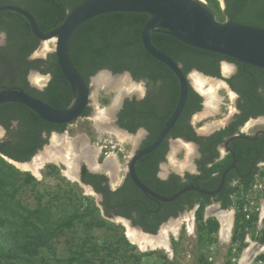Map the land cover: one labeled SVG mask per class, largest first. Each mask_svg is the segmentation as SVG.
<instances>
[{
  "label": "trees",
  "instance_id": "1",
  "mask_svg": "<svg viewBox=\"0 0 264 264\" xmlns=\"http://www.w3.org/2000/svg\"><path fill=\"white\" fill-rule=\"evenodd\" d=\"M84 1L86 0H0V6L14 5L25 9L34 17L39 29L47 33L60 25L67 14ZM194 1L202 4L219 22L231 21L264 28V0H223V9L217 0ZM148 18L147 14L140 13H110L95 17L76 30L68 45L69 58L87 84L91 77L102 70H108L112 74L128 72L135 82L145 83L148 97L142 102L125 100L118 116V125L129 133H135L140 127L148 128L149 141L143 144L142 149L151 144L162 129L174 110L179 93V85L173 73L147 54L142 46L141 32ZM0 33L5 34L7 45L4 52L6 56H11L9 64L16 74L9 84L19 87L26 94L55 109L66 108L71 101V92L61 75L54 54L49 53L46 61L28 60L40 42L31 34L27 22L15 13L3 12L0 14ZM150 40L156 49L181 65L184 75L196 70L206 76L219 78V65L224 61L238 66L237 77L241 85H252L255 81L257 88L264 87V70L250 66L242 68L241 64L227 57L186 46L169 37L163 29L151 34ZM31 70H36L42 75L50 74L52 81L42 91L30 87L27 75ZM234 89L239 93V87ZM240 95L245 99L248 96ZM104 102L106 103V100ZM201 108V98L188 90L184 109L168 135L198 142L200 139L194 136L188 120ZM253 110L254 108L250 107L248 111H244L235 124L219 136L216 135L215 139L221 141V135L235 133L238 125L248 117L257 115ZM0 111V123L10 136L8 141L0 143V153L17 162H28L46 144V139H40L41 132L49 134L52 131H65V126L56 127L45 123L35 113L20 105H2ZM86 114L87 111L84 112V115ZM12 121L17 122V127L10 130ZM212 148L214 149V146ZM167 151L165 138L154 152L141 158L135 167L142 183L156 194L165 197L190 186L195 178L186 174L183 179L172 174L158 187H151L148 180L157 174L158 165L165 161ZM46 168L50 169L51 173L55 170L52 165H47ZM223 168L222 165L205 168L201 176H209L211 185L214 182L216 184L219 175L212 177V174H220ZM82 181L92 185L96 193L103 195V215L90 200L83 205V199L71 188L54 194L45 193L30 173L19 171L0 157V264H96L94 259L98 260L99 264H105L106 256L123 258L126 255L125 252L119 253L118 244L104 256L101 253L105 248L96 244L89 245V239L64 256L58 254L56 245L66 232L78 228L88 231L108 230L111 227L108 218L113 215L130 217L132 211L137 213L133 224L140 225L146 233L155 235L159 226L166 222L169 216L175 218L178 213L190 210L198 202L200 207L195 213L197 247L201 250L217 241V220H204L203 217L204 209L209 204L207 196L187 192L176 201L161 204L166 210L170 208L165 216L153 215L144 219L146 207L143 206L153 210L158 203L142 194L129 180L117 191L110 192L106 186L101 185L105 181L103 177L90 175L83 167ZM248 186L249 183L246 182L244 192L248 190ZM208 188L201 184V189ZM240 192L239 188L231 187L224 193L225 200L216 199L220 201L223 210L235 207L231 243H237L238 253L247 246L245 236L248 230L251 229L254 233L257 231V215L252 214L250 219L246 220L242 213L244 201ZM23 196L33 198L35 203L31 206ZM261 234L260 238L254 239L259 244H264V230ZM120 239L127 249H135L124 237ZM228 254L231 255L230 249ZM256 262L264 264V253L256 258ZM197 264L213 263L202 251L198 255ZM226 264H231L230 260Z\"/></svg>",
  "mask_w": 264,
  "mask_h": 264
},
{
  "label": "water",
  "instance_id": "2",
  "mask_svg": "<svg viewBox=\"0 0 264 264\" xmlns=\"http://www.w3.org/2000/svg\"><path fill=\"white\" fill-rule=\"evenodd\" d=\"M3 12L15 13L27 22L31 34L40 42V46L35 55L41 56L40 54L43 53L42 56H45L46 53L54 54L61 75L70 88L71 101L66 108L55 109L43 101L26 94L21 89H3L0 90V106L5 104L23 106L35 113L40 120L51 125H68L76 122L82 117V114L88 106L90 98L89 85L81 77L69 58L68 45L76 30L89 20L104 14H147L149 18L141 32L142 46L147 54L167 67L173 73L179 85V93L173 112L165 121L154 141L145 148L133 152L132 156L129 158L127 174L133 185L142 194L152 198L157 203H171L187 192H196L208 197H212L220 192L225 183L226 175L235 167V161H233L232 164L221 173L219 185L215 190L206 191L198 186L191 185L184 187L168 197L160 196L149 189L142 183L136 174V163L141 158L154 152L163 142L179 119L188 96L189 77L183 74L180 64L174 62L168 55L152 45L150 35L156 33L159 29H163L169 37L186 46L227 57L234 62L241 64L242 67L250 66L264 70V28L237 24L231 21L219 22L202 6V4L194 0H86L71 10L60 25L47 33H44L39 29L34 17L23 8L14 5L0 6V14ZM49 41L54 42L53 51L46 49L45 43ZM222 67L229 68L231 65L223 62ZM100 76H108L113 79H123L130 82L132 89L122 90V95H125L126 92L134 91L136 88L140 90H144L145 88L144 82H135L128 72L112 74L108 70H102L93 76L91 79L92 86L94 81ZM190 77L200 93L203 95L205 94L204 97L207 98V101H205L207 106L204 107L199 114H196L193 117V124L206 117H210L217 112L218 96L216 90L220 87L226 91L231 102L230 113L234 111L232 104L233 94L219 81L200 74L195 70L191 72ZM29 78L34 82H41L42 80L41 75L37 72H32ZM95 111H97L96 107ZM230 113L226 118L202 127L199 129V132L203 131L204 128L208 126L213 127V129L219 127L220 124L227 121V118L231 115ZM90 118L97 119L99 122L101 121L100 114L99 118L97 116H92ZM115 130L117 132H123L124 135L129 134L119 128H115ZM57 136L58 135L56 134H52L51 143ZM239 138L242 139L245 137L233 136L227 141L226 148L229 149V142ZM178 142H173L169 146L166 162L160 166V175H167L168 173L174 172L182 175V171H186L183 170L186 166L175 167L171 161V148ZM187 145L189 146L190 152L187 156L186 165L189 167L187 170L191 171L193 170L191 160L194 148L189 144ZM49 146L50 145L44 147L28 162H17L1 153L0 157L16 168L30 173L37 181H39L40 171L46 159ZM83 161L88 164L90 170L106 172L110 175H114V165L110 158H106L101 167H95L87 160L81 159L76 166L77 181V171ZM83 187L95 196L101 215H103V211L99 206L100 200L98 196L89 188L85 186ZM193 213L194 211L185 212L177 218L168 220L165 224L159 227L155 235L144 233L138 228H130L128 222L118 218L110 219L109 221L121 226L128 242L136 245L141 253L146 254L155 249H162L170 259L171 249L167 239V232L169 231L173 237L177 239L180 222L185 220L187 233L190 234L194 224ZM210 216H215L216 219H219V244L222 247H226L229 242L231 226L234 220V209L220 211L218 206L212 205L206 209L204 215L205 218ZM262 252H264V246L260 247L257 245L256 241H254L243 251L237 264H250L252 260Z\"/></svg>",
  "mask_w": 264,
  "mask_h": 264
},
{
  "label": "flooded vegetation",
  "instance_id": "3",
  "mask_svg": "<svg viewBox=\"0 0 264 264\" xmlns=\"http://www.w3.org/2000/svg\"><path fill=\"white\" fill-rule=\"evenodd\" d=\"M6 45H7V42H6L5 34L0 33V90H3V89H19V87H16L12 84H9V81L11 80V78H13L16 74H15V71L11 68V66L9 64L11 56L10 55L6 56V53L4 52V48L6 47ZM39 46H40V44H39ZM39 46H38V48H39ZM38 48L28 57V60L32 61V60H38L39 59V60L46 61L49 53H46L45 56H42L44 53L40 54L41 56L35 55ZM223 62H221L219 65L220 77L219 78L210 77V78L219 81L223 86H225L233 94L232 104H233V110L234 111L232 113H230L231 115L229 118H227V121H225V123H223V124H220L219 127L213 129V127L208 126V127L204 128L203 131L199 132V130H197L196 127L193 125V121H194L193 117L196 114H199L203 110V108L207 106V104L205 102V101H207L206 100L207 98L204 97L205 94L203 95L202 93H200L198 88L193 84L191 77H190V74L193 70H191L189 73H187L186 75L189 77V79H188V84H189L188 90H190L193 94H195L196 96L201 98V106H202L201 110L199 112L192 114L188 120V124L190 125L194 136L200 140L198 142H195V141L186 140L183 137L173 138V137L168 135V136H166V141H167V145H168V150H169V146L171 145V143L178 142V141H182L183 143H187V144L193 146L194 151H193L192 160H191V165H192L193 170H191V171L187 170L189 167L185 163L184 166H186V167L183 170H186V171H182L183 172L182 175H179L178 173H175V172L174 173H168L167 175H160V166L166 162V157H167V154H166L165 161L159 163V165H158L157 174L153 178H150L148 180V182L151 185V187L155 188V187H158L159 184H162V182L167 181L168 178L172 174H176L183 179H184L185 175L188 174V175L195 177L194 179H192L191 185L198 186L199 188H201V184H203V185L209 187L206 191L215 190L219 185L221 173L228 166H230L233 161H235V167L232 170H230L228 172V174L226 175L225 183H224L222 189L220 190V192L217 193L216 195L212 196V197L207 196L209 199V204L207 206H209L210 204L216 205V206H218V209L220 211H228L231 209H235V207H232L231 209H226V210L221 209L220 201H217L216 199L219 198L220 200H225V194L224 193H226L231 187L232 188H234V187L239 188L241 190V192H240L241 193V199L244 201L243 206H242V213H244L246 220H249L250 216L252 214L257 215V221H256L257 231L255 232L256 236H254V238L255 237L260 238L262 235L261 232L264 230V226H259V225L263 224L262 220H259V219H261V218H259V216H260V212L262 209L261 203H262V201H264L263 200L264 199V114L261 113V112H264V87L257 88V84L255 81H253L252 85H249V84L244 85V86L241 85V82L239 81L240 79L237 77L238 70H239L238 66L234 63L226 62L229 65H231V67H229V68L224 67L223 68L222 67ZM242 68H244V67H242ZM32 72L39 73L36 70H31L27 75V82H28L30 87H32L38 91H42L52 81V76L50 74L42 75L40 73L39 74L41 75V78H42L41 82L31 81L29 76ZM198 73H200V72H198ZM200 74H202V73H200ZM207 77H209V76H207ZM91 79H92V77L88 81L89 90H90V98L88 101V106L84 111V112L87 111V114L84 115V113H83L80 120L84 119V118L87 119V118H90L92 116L93 117L97 116L99 118V114H100L101 121H100L99 125L102 126L103 128H105L106 130L111 131L112 134L115 135V133L113 132V130H115V128H119L120 130L127 132L126 130L122 129L118 125L119 113L124 107L125 100H128V101L135 100L136 102H142L143 100H145L148 97V89H147L145 83H144V86H145L144 90H140V89L136 88L134 91L126 92L125 95H122V91H121L119 94L120 96L118 97V102H117V104L115 103V106H111V108L108 107V109H106L105 111L98 113L97 111H95L96 106H95L93 98L91 96V90L93 87L92 83H91ZM234 86H237V87H234ZM238 87L240 88L239 93L237 91H235V89H234V88H238ZM240 94H245V95L248 94V96H246L247 98L245 99V97H241ZM105 100H106V98L104 96H102L101 98L98 99V101L100 103H103V104H106L104 102ZM106 102H107V100H106ZM246 102H248V103H246ZM5 105H9V104H5ZM11 105H13V104H11ZM222 106H224V103L222 104ZM250 107L254 108L253 111L257 113L256 116L248 117V119L246 121H244L241 125L237 126L235 133H233L232 135H224V134L221 135V141H219L218 139H215L216 135L219 136L220 133L225 132L230 126L235 124L240 119V117L243 115L244 111H248V108H250ZM223 109H224V111H227V109H225V108H223ZM160 112H161V109H160ZM0 113H2V111H0ZM152 114L155 115L154 113H152ZM0 118H2V116ZM198 118H201V117H198ZM73 123H71V124H73ZM71 124H68V125H52V126H56V127L65 126V131H66L67 127ZM16 127H17V122L12 121L10 124V127H9L10 130L15 129ZM120 133L123 134V132H120ZM127 133H129V132H127ZM52 134L59 135L62 133H59L57 131H52L49 134H46L45 132H41L40 139H46V144H44L39 151H41L44 147L50 145ZM129 134L128 135L126 134V135L131 137L132 140H135L138 143L135 151L142 149L141 147L143 146V144H145L149 141L150 132L146 126L140 127L136 130L135 133H129ZM233 136H239V137H245V138H242V139L239 138L236 140H232L228 144L229 149H227L226 143ZM9 139H10V136H9L8 131L0 123V143H4V142L8 141ZM181 145H183V146H180V148L187 146V145H184L182 143H181ZM212 146H214V149L212 148ZM188 148L189 147L187 146V148H186L187 152H189ZM58 154L63 155L62 152L58 153ZM233 156H234V158H233ZM98 158H99V156H98ZM128 161L129 160H127V167H128ZM117 164H118V159H117ZM97 165L101 166L102 164H99L97 162ZM215 165H222L224 168L220 174H218V172H215L212 174V177L213 176L217 177L219 175V178H218V181L216 182V184H214L215 183L214 182V183H212L213 185H211L210 177L207 175L201 176V174L203 173V170L205 168L211 169ZM83 167L86 169L88 174L103 177L105 179V181H103L101 183V185L106 186L110 192L117 191L122 186H124L126 184V181H128V180L131 182V180L127 174V167H126L125 173L122 174L121 176L118 175L119 171H117V170H114V175H110L109 173H106V172H97V171L90 170L88 164L85 161H83V163H81V165L77 171L78 182L82 186L89 188L92 192H94L98 196V198L100 200L99 206L101 207L102 211H103V208L101 206V203L104 200L103 195L101 193H96V191H94V188L92 187V185L84 183L82 181V168ZM115 168H117V166H115ZM246 182L249 183V186H248V190L246 192H244ZM131 184L133 185L132 182H131ZM202 196H204V195H202ZM150 199H152V198H150ZM161 204H166V203H158L156 205L155 209H153V210L147 209V206L144 205L143 208L146 207V211H144V213H143V218L144 219L148 218V216L152 217L153 215H157L158 217H163L166 214H168L170 211V208H168L166 210L164 207H162ZM199 207H200V202L196 203L190 210H184L181 213H178L177 217H179L181 214H183L185 212L194 211L193 214H194V220H195L196 219L195 213L199 209ZM206 207H205V209H206ZM136 217H137V213L135 211H132L130 214V217H126L124 215H113L111 218H108V219L110 220V219L118 218L120 220H124L125 222L129 223L130 228H136V229L138 228L142 232L146 233L140 225H134L133 224V220L136 219ZM177 217H175V218H177ZM170 219H174V218L172 216H169L167 221ZM216 220H217V222L219 221L218 218ZM234 220H235V213H234ZM259 221L261 224H258ZM166 222L162 223L160 226H162ZM218 224H219V222H218ZM233 227H234V223L232 226V232H233ZM246 236H248V234H246ZM231 237H232V234H231ZM230 242H231V240H230ZM256 243L260 247L264 246V244H259L258 241H256ZM262 253H264V252H262ZM261 254H259V255H261ZM256 258H255V260H256ZM259 263L261 264V262H258L257 264H259Z\"/></svg>",
  "mask_w": 264,
  "mask_h": 264
},
{
  "label": "rangeland",
  "instance_id": "4",
  "mask_svg": "<svg viewBox=\"0 0 264 264\" xmlns=\"http://www.w3.org/2000/svg\"><path fill=\"white\" fill-rule=\"evenodd\" d=\"M217 1L219 3L220 8L223 9V0ZM45 46L46 49L49 51L54 50V42L52 41L45 43ZM119 80L121 79L111 78L110 81L107 82L104 86H100L99 84L95 85L94 82L91 90V96L93 98L98 113L105 111L106 109H108V107L111 108V106H115V103H117L118 100V96L122 90H130L129 88L132 86L130 82H128V85H122ZM216 94L218 96L217 112L210 117H206L194 123L193 125L196 127L197 130L210 123L226 118L229 115L231 109V102L226 91L220 87L216 90ZM102 96L106 98V104L100 103L98 101V99ZM223 103L224 106H222ZM223 108L227 109V111H224ZM99 123L100 122L94 118H84L81 120H77L73 124L69 125L64 133L59 134L53 140V142L47 149L46 156L48 154H54L56 149H58V151H56L57 154L55 156L58 155L59 157L60 154L58 153L61 152L65 155V147H68V149L71 148V150L73 149V152L71 151V156H74V153H76L77 150L79 148L81 149L84 145L87 146L92 152L99 147L101 148V154L99 155V158H96V161L99 164H103L104 160L108 158L110 154H115L118 159L117 169L115 170L119 171L118 175L121 176L126 171L127 160H129V158L132 156L133 152H135L137 148V142L135 140H132L131 138L119 140L117 136L112 134L111 131L106 130L105 128L100 126ZM56 140H58L60 144L62 143V145H58V148L55 149L53 146L56 147ZM180 146L183 145H181L180 143L176 144V146H173L171 148V161L175 167L184 166L185 163H187V156L190 152L189 148V152H187L185 147L180 148ZM47 165L54 166L55 170L51 173V170L46 168ZM18 170L24 172L20 169ZM65 170L66 166L64 164L62 165L57 163V165H55L53 163H47L44 168L40 171V180H35L39 182V187L43 188L45 190V193L54 194L58 191L61 192L71 188L77 193L78 197L83 199V205L86 204L87 200H90L92 203L95 204L96 207H98L95 196L78 183L76 179V166L75 171L71 174V178L64 173ZM23 199L26 200L31 206L35 203L33 198L23 196ZM212 205L213 204H210L206 207V209ZM261 205L262 207L264 206V201H262ZM206 209L204 210L203 217L205 215ZM261 215L262 209L259 218H261ZM209 218L216 219L215 216H210L208 218L204 217V220H207ZM259 220H262L263 222V224H261L259 221L258 224H261L259 226H264V218H261ZM109 223L111 227L108 230L92 229L88 231L86 229L78 228L74 229L73 231L66 232L60 238L59 243L56 245L58 249V254L61 256L67 255L70 250H75L76 247L80 245L84 240L89 239V245L96 244V246L100 248H105L104 250H102V256H104L110 249L115 247L117 244L119 247V253L125 252L126 255L123 258H120L118 256L114 258L112 256H106L105 264H197L198 255L202 251L205 252L206 256L209 258V261H212L213 264H226L228 260H230L231 264H237L243 251L252 242L255 241L254 236H256L255 233L252 232L251 229H249L248 236H245V242L247 243V246L240 253H238L237 243L232 244L230 242L232 226L234 223L233 220L229 242L226 247H222L219 244L218 229L217 233L215 234L217 237V241L199 250L197 247L196 240V220H194L193 229L190 234L187 233L185 220H182L180 222L177 239H175L171 233L168 236V243L171 249V258L169 259L162 249H155L146 254H143L137 248L136 245L131 243L129 244L135 246V249H127L123 245L122 240L120 239L121 237H124L126 239L123 228L115 224L114 222L109 221ZM229 249L231 250V255L228 254ZM149 253L150 255H147ZM94 262L96 264H99V261L96 259H94ZM250 264H257L255 258Z\"/></svg>",
  "mask_w": 264,
  "mask_h": 264
},
{
  "label": "bare ground",
  "instance_id": "5",
  "mask_svg": "<svg viewBox=\"0 0 264 264\" xmlns=\"http://www.w3.org/2000/svg\"><path fill=\"white\" fill-rule=\"evenodd\" d=\"M53 42V41H52ZM110 77H108V76H100V77H98L96 80H95V84H99V85H101V86H104L107 82H109L110 81ZM120 81V83L122 84V85H128V82L127 81H125V80H123V79H121V80H119ZM124 88V87H123ZM132 88V86L129 88V89H131ZM114 133H115V136H117L118 138H119V140H122V139H127L126 138V136L125 135H123V134H121L120 132H116V131H113ZM129 137V136H128ZM129 138H131V137H129ZM54 144V143H53ZM55 144H56V147L55 146H53L55 149L56 148H58L57 146L58 145H62V143L60 144L59 142H58V140H56L55 141ZM69 145V144H68ZM66 148V152H65V155H64V153H63V155H60L59 157H58V155L57 156H55L57 153H56V151H58V149H54L55 150V153L54 154H48L47 156H46V159H45V161H44V164H43V166H42V168H41V170L44 168V166L47 164V163H53V164H55V165H57V163L58 164H64L65 166H66V170L64 171V173L68 176V177H70L71 178V174H72V172H74L75 171V166H77V163L79 162V160H81V159H83V160H87L89 163H91L93 166H95V167H101L100 165H97V161H96V158H98V156L101 154V148H96L93 152L87 147V146H83L81 149L79 148L78 150H77V152L76 153H74V156H71V151L73 152V149L71 150V148L70 149H68V147H65ZM185 148H187V146H185ZM60 151V150H59ZM90 152H92V153H90ZM108 158H110L111 160H112V162H113V165H114V170L115 169H117V168H115V166H117L116 164H117V157H116V155L115 154H110L109 155V157ZM264 217V206L262 207V215H261V218H263ZM169 234H170V232L168 231L167 232V239H168V236H169Z\"/></svg>",
  "mask_w": 264,
  "mask_h": 264
},
{
  "label": "crops",
  "instance_id": "6",
  "mask_svg": "<svg viewBox=\"0 0 264 264\" xmlns=\"http://www.w3.org/2000/svg\"><path fill=\"white\" fill-rule=\"evenodd\" d=\"M127 139H130L128 136L126 137ZM179 143H182V144H184V145H187L186 143H183V142H178V143H176V144H179ZM176 144L174 145V146H176ZM188 146V145H187ZM189 147V146H188Z\"/></svg>",
  "mask_w": 264,
  "mask_h": 264
}]
</instances>
